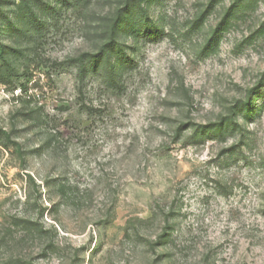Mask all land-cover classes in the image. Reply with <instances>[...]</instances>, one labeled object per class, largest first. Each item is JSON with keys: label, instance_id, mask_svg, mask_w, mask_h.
<instances>
[{"label": "rangeland", "instance_id": "1", "mask_svg": "<svg viewBox=\"0 0 264 264\" xmlns=\"http://www.w3.org/2000/svg\"><path fill=\"white\" fill-rule=\"evenodd\" d=\"M0 264H264V0H0Z\"/></svg>", "mask_w": 264, "mask_h": 264}, {"label": "trees", "instance_id": "2", "mask_svg": "<svg viewBox=\"0 0 264 264\" xmlns=\"http://www.w3.org/2000/svg\"><path fill=\"white\" fill-rule=\"evenodd\" d=\"M102 58L105 59V64H106V67L108 68L110 77L113 80V82H115L117 77H118L117 72H116V66L113 63L111 57H109L106 54L105 50H104V52L101 51V53L98 55L85 54V55L81 56L79 58V60H77V61L81 62L83 64V66L87 62H89L91 65H95V64H99L102 61ZM85 72H86L85 69L82 68V70L80 72L81 78H83L85 76Z\"/></svg>", "mask_w": 264, "mask_h": 264}]
</instances>
